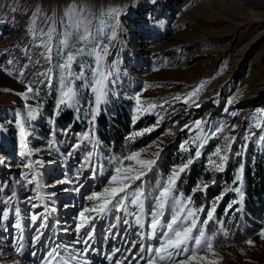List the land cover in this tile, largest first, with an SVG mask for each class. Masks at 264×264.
Returning <instances> with one entry per match:
<instances>
[{"label": "rangeland", "instance_id": "obj_1", "mask_svg": "<svg viewBox=\"0 0 264 264\" xmlns=\"http://www.w3.org/2000/svg\"><path fill=\"white\" fill-rule=\"evenodd\" d=\"M218 1L220 0H73L75 3L86 4L97 14L92 17L93 30L104 28L101 20L106 18L98 16L101 11L111 7L123 10L119 39L113 42L115 47H110L111 55L106 58L108 65L116 62L114 76L117 83L111 89L112 95L108 103L102 105L99 112L105 116V120L100 123L97 116L94 125L89 123L90 117L86 115L89 108L87 102L93 96L83 87L80 88L79 112L63 106L57 109L59 83L58 76L54 75L51 87L40 85L38 115L35 120L27 122V132L22 144L20 129L16 123L17 113L26 115V105L37 107L38 100H25L17 95L25 92L24 81L36 77L32 76L31 71L26 72L25 76H19L16 70L21 63L26 62L25 45L31 44V37L26 29L32 11L42 3L46 6L48 0H0V65H3L0 67V184L6 185L0 192V200H6L12 191H16L17 197L13 204L21 210V222L24 225L21 231L26 245L23 256L15 252L13 244L20 232L10 227L15 222L14 217L10 218L7 222L8 231L0 229V264H44L42 258L46 256V250L50 246L74 243L78 238L75 226L80 222L79 213L96 203L89 201L88 197L94 192H103L105 187L116 186L109 183L110 174L118 166L117 161L126 155L144 150L141 151V158H153L152 153L157 150L153 141L159 144L163 152L168 151L169 155L166 170H157L154 178L151 177L152 172L149 173L148 181L153 187L173 166L186 163L187 158L194 155L197 147L191 143L194 138L208 135L209 139L201 149L202 155L192 164L196 177L191 190L185 195L190 194L197 186L202 189L207 183L210 187L206 193L198 190L193 196L194 207L203 205L207 210L221 193H225L222 198L225 207L237 199L238 195L228 191V188L232 186L242 158L231 156L225 169L230 171L229 178L225 177V171L210 172L208 159L217 146H224L221 135L237 137L232 145V152L240 151L241 145L248 144L247 155L243 158L246 165L253 166L257 157L264 159V147L256 142L261 134L260 130L253 127L260 114L264 113V0H222L227 3L223 4L225 8H221ZM52 7L56 8V0H52ZM13 8L17 11H13ZM212 11L218 13L219 19L212 20L215 14ZM57 12L56 27L59 34L64 31V25L59 19L63 7L57 9ZM37 27L46 31L48 25L38 22ZM104 31L106 35H110L107 28ZM61 38L59 35L54 37V43ZM103 42L107 43V40ZM40 51L42 49L31 48L33 62L40 59ZM9 59H15L17 63L8 66ZM86 59L91 63L90 58ZM49 66L42 62L38 70L42 72ZM5 68H9L13 74L9 75ZM76 71L79 69L76 68ZM202 82L203 86L196 97L186 100L188 93L197 89ZM80 85L81 82L77 81V86ZM137 93L140 94L142 103L150 102L158 107L153 114H146L133 124ZM124 107L126 114L120 119L117 111ZM61 113H70L77 119L80 127L74 129L71 119L65 123H56V116ZM160 117L163 119L153 131L155 135L126 155H115L114 144L110 143L108 146L98 137L110 133L109 124L112 121L120 126L128 143H132L138 138L128 139L132 132L152 127ZM197 120L202 122L199 129L195 125ZM221 124L227 125L225 132L211 137V132ZM185 125L190 127L185 129ZM124 126L128 127L127 131H124ZM53 131L54 136L50 135ZM85 132L99 139L104 146L96 149L88 161H85V157L93 150V146L89 141L83 140L82 134ZM251 133H256V136L252 141H245L244 136ZM186 140L189 143L185 147L191 149L190 152H185L180 147ZM50 142H54L51 147ZM76 144L80 147L74 149L73 145ZM21 152L25 155H20ZM37 161L40 163H36ZM129 163L131 162L125 161L124 166ZM29 164L31 167H26ZM81 164H85V167L82 168ZM92 169H95V175L92 174ZM189 169L184 174L185 177ZM25 174L29 178L35 174L42 187L37 191L34 184H27L23 179ZM17 180L21 184H17ZM213 180L216 183L213 184ZM77 186H80V190L73 191ZM38 193L43 199L37 198ZM33 204L37 207L33 208ZM149 205L150 208L151 204ZM4 207L0 203V209ZM45 208L48 209L47 212ZM39 213L48 217L44 221L48 227L42 230L46 233L43 246H33L31 238L35 234L34 228L41 221L32 224L30 216ZM232 213L233 211L229 213L230 217ZM116 215L127 218L129 225L119 223L115 219ZM165 216L170 219L171 212L166 211ZM201 218H204L203 215ZM149 219L150 216L147 215L143 229L145 232L148 230ZM113 225L118 226L112 227ZM214 225L216 226L215 223L211 224V227ZM95 228L92 244L97 251L82 253V264H109L105 256L116 248L120 251L115 253L114 259L124 260L139 252L140 238L135 233L141 229L134 225L133 216L108 213L95 219ZM262 228L264 224L245 239L255 241L254 246H248L244 243L245 240H220L213 247L216 255H198H207L209 259L217 261V264H264V241L258 235ZM64 229L69 231L64 232ZM129 241H136L137 246L132 248ZM148 243L155 245L157 241H145L146 246ZM83 247V244L75 245V251ZM33 251L37 252L36 256L30 254ZM61 253L64 254L63 249ZM124 264H127L126 260ZM140 264H144V261L141 260ZM189 264L205 262L192 260Z\"/></svg>", "mask_w": 264, "mask_h": 264}, {"label": "snow or ice", "instance_id": "obj_2", "mask_svg": "<svg viewBox=\"0 0 264 264\" xmlns=\"http://www.w3.org/2000/svg\"><path fill=\"white\" fill-rule=\"evenodd\" d=\"M63 7V12L59 16L60 23L64 25V31L57 33V9ZM13 11L17 9L13 8ZM122 8L111 7L106 11H101L98 16L105 17L101 20V24L104 28L110 31V35H106L104 28L92 29V17L97 14L94 13L86 4L75 3L73 0H56V8L52 7V0H48L46 6L38 5L35 10L32 11L30 22L27 26L26 32L31 37V44L24 47V60L25 63L20 64V68L16 70V74L19 76H25L26 72L31 71L32 76L36 79H27L25 82L26 90L22 93H17L24 97L25 100L37 99L40 91V85H46L51 87L53 85L54 75L58 76L59 83V96L57 100V109L62 106L80 111V88L83 87L92 93L93 99L88 101V112L86 115L90 117L89 123L95 124L97 116L101 110L102 105L108 103L109 97L112 95V87L117 83L114 76V68L116 62L113 61L111 65H108L106 58L111 55L110 47H115L114 41H118L121 29V15ZM38 22L47 24V30L38 28ZM59 35L61 39L56 40L54 43V37ZM107 40V43L103 42ZM36 47L42 49L38 53L40 59L33 62L31 56V48ZM74 49V50H73ZM86 58L91 59V63ZM50 65L44 71H39L41 63ZM17 61L15 59H9L7 61L8 66H12ZM75 66V67H74ZM3 67V65H0ZM76 68L79 71H76ZM24 69L25 71H20ZM5 71L9 75H12V71L9 68H5ZM77 81L81 82L80 86H77ZM202 84L192 92L188 93L187 99L195 98ZM5 91H8L5 89ZM179 99V97H176ZM136 108L135 115L133 117V124L146 114H153L154 110L158 107L156 104L141 102L140 94L135 96ZM231 103V102H230ZM40 106L39 100L37 107L32 105H26L27 113L22 115L17 113L16 123L20 129L21 143L24 142V137L27 132V122L35 120L38 112L37 108ZM162 107V106H161ZM235 115V113H232ZM163 117L157 119L155 125L152 127H146L143 130L135 131L130 134L128 139H134L135 137L143 136L145 133H152L160 125ZM264 113L260 114L259 119L253 125L254 128L260 130V135L256 141L261 147H264ZM178 121H174L177 123ZM201 121L195 122L196 127L199 129ZM190 126L185 125L184 128L188 129ZM227 128V125L221 124L215 127L211 132V137H217L223 134ZM235 128V125L232 126ZM184 129H182L183 131ZM50 135H55V132H50ZM256 136V133L245 135V141H252ZM83 140L89 141L93 150L89 151L85 157V161L90 160L94 151L102 146L101 141L94 138L89 132L82 134ZM224 141V146H217L215 151L208 159V164L211 165L210 172H224L226 165L230 161L231 156L241 157L242 162L238 166L237 173L232 181V186L228 188V191L234 192L238 195L239 199H234L224 209V214L227 216L230 212L234 211L239 213L243 210V200L245 197L243 189V179L245 172V163L243 158L247 155L248 144L241 145V150L232 152V145L236 142V136L221 135ZM209 139L208 135L198 136L194 138L191 143L196 144V150L194 155H190L187 158L186 163L173 166L170 172L157 180L153 187L148 181L149 173L155 170L159 159L161 158L163 149L159 147L156 141L157 150L152 153L153 158L143 159L141 158V151H133L129 155L123 157L117 161V165L114 168V173L110 174V184H114V187H105L103 192H94L88 197L89 201H95L96 203L90 207L85 208L79 213V223L76 224V233L78 238L74 243L57 244L54 247H49L46 250L47 254L42 259L44 264H82L80 255L82 253H89L90 251H97L92 244L95 238L96 228L95 219L106 216L108 213H126L129 216L134 217V225L141 229L136 232L135 235L139 236V252L132 257H125L124 260L114 259L115 253L120 251L116 248L112 253L107 254L105 259L109 261V264H124L125 260L127 264H140V261H144V264H189L192 260L202 261L205 264H217V261L211 260L207 255H198L199 253H210L216 255L213 251L214 244L217 242L218 237L227 239L223 228L212 230L209 234V227L215 223L223 226V218H217L216 210L220 200L225 193H221L211 203V206L205 209L203 205L200 207L193 206V196L196 191L200 190L207 192L210 187L205 183L201 189L199 186L194 188L188 195L179 191V183L182 182V176L187 172L189 167L200 158L202 155L201 149ZM50 142V147L52 146ZM162 143V141H161ZM189 141H184L180 147L185 152H190L191 149L186 148ZM80 147L79 144L73 145V148ZM148 147H151L149 145ZM37 151H39L37 149ZM71 155L72 153H68ZM20 155H25L21 152ZM31 155V153H28ZM215 157L216 159H213ZM125 161H129L126 167ZM218 161V162H217ZM36 163H40L37 161ZM31 167V164L26 165ZM81 167H85V164H81ZM92 174L95 175V169H92ZM79 178V177H77ZM23 179L27 181V184L35 185V189L38 191L42 185L38 182V177L33 174L30 178L27 174ZM73 181H58V183H72ZM139 182V183H136ZM17 184H21L20 180L16 181ZM212 183H216L215 180ZM6 185L0 184V192L3 191ZM67 191V189H65ZM73 191H79L80 186L72 189ZM54 195V193L52 194ZM17 197L16 191H12L8 195L6 200H0V203L5 207L0 209V229L8 231L9 225L7 222L10 218L14 217L15 222L11 223L10 227L18 232L20 235L15 238L13 248L16 253L23 256L24 249L26 247L24 243V236L21 229L24 225L21 222V210L13 204L14 199ZM40 199L43 197L39 196ZM150 203L151 207H147ZM238 205V207H234ZM33 208L37 205L33 204ZM132 209L131 211L129 209ZM48 209L45 208V212ZM166 211L171 212V217L168 219L165 216ZM85 213H95L96 216L85 215ZM150 216L148 221L147 232L143 231L145 227V216ZM203 215V219L201 218ZM48 217L43 214H32L30 216V222L35 224L38 220L41 221L38 227L34 228V235L31 238V244L33 246H43L46 233L42 231L46 229L48 225L44 223ZM115 219L123 225H129L130 221L121 215H116ZM118 225H113L116 227ZM69 231L64 229V232ZM261 241H264V228L258 233ZM156 240L157 244L153 245L148 243L145 245V241ZM248 246H254L255 241L247 239L244 241ZM83 244L84 247L79 251H75V245ZM132 248L137 246L136 241H129ZM61 249L64 250V254L61 253ZM32 256H36L37 252L30 253Z\"/></svg>", "mask_w": 264, "mask_h": 264}, {"label": "trees", "instance_id": "obj_3", "mask_svg": "<svg viewBox=\"0 0 264 264\" xmlns=\"http://www.w3.org/2000/svg\"><path fill=\"white\" fill-rule=\"evenodd\" d=\"M117 114L120 115V119L124 118L125 116V107L119 108ZM105 116L100 113L98 115V122L103 123ZM71 119V126L76 129L79 128L80 125L75 117H72L70 113H61L57 114L56 116V123L61 122L65 123L66 121ZM102 120V121H101ZM109 126L110 133L105 135H98L100 139L104 141V144L109 146L110 143L114 144L115 155H126L129 153L131 149H135L140 146V143H145L148 141L149 138L155 135V132L144 134L136 138L135 141L132 143H128L125 139V134L121 131L120 126H117L115 123L113 124L112 121L110 122ZM128 127L124 126V131H127ZM100 130H98V134ZM102 147L103 144H102ZM168 151L162 153L161 158L155 170L152 172L151 177L154 178L156 175L157 170H166L168 165ZM194 165V164H193ZM189 169L187 176H182V182L179 183V191L183 193H188L193 184L195 179V167ZM245 172H244V179H243V189L245 193V197L243 200V210L239 213H235L233 211L232 216L228 214L227 216L223 214L222 210L225 207V203L223 199L218 204L216 210L217 218H223L224 224L221 225H214L213 227H209V232L211 233L212 230H216L219 228H223L224 233H226L227 239L223 237H218L217 242L220 240H228L232 242H241L244 241L249 235L254 234L263 224H264V159L257 157L253 161V166H249L245 164ZM229 172L225 171L227 178H229ZM226 198V196H225ZM239 197H237V200ZM149 207V203L147 204ZM238 207V205H235ZM223 214V215H222Z\"/></svg>", "mask_w": 264, "mask_h": 264}, {"label": "bare ground", "instance_id": "obj_4", "mask_svg": "<svg viewBox=\"0 0 264 264\" xmlns=\"http://www.w3.org/2000/svg\"><path fill=\"white\" fill-rule=\"evenodd\" d=\"M218 2H219V4H220V7H221V8H225V6H223V4H224V5H227V3L224 2V1H222V0H220V1H218ZM214 12H215V11H212L211 13H214ZM217 19H219V16H218V13L215 12V14L213 15L212 20H217Z\"/></svg>", "mask_w": 264, "mask_h": 264}]
</instances>
